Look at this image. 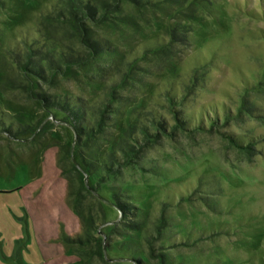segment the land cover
<instances>
[{
    "label": "rangeland",
    "instance_id": "374dc122",
    "mask_svg": "<svg viewBox=\"0 0 264 264\" xmlns=\"http://www.w3.org/2000/svg\"><path fill=\"white\" fill-rule=\"evenodd\" d=\"M161 259L264 264V0H0V264Z\"/></svg>",
    "mask_w": 264,
    "mask_h": 264
},
{
    "label": "trees",
    "instance_id": "16d2710c",
    "mask_svg": "<svg viewBox=\"0 0 264 264\" xmlns=\"http://www.w3.org/2000/svg\"><path fill=\"white\" fill-rule=\"evenodd\" d=\"M91 3L89 1H87V3H85V5H82V4H73L72 6H70V8L68 9V13L69 15L65 16V18H68L70 20V23L76 27H78V24L80 25V23H82V26H83V22L81 21L82 18H83V14L82 12L85 10V11H88V13H90L92 16H93V10L91 8ZM80 22V23H78ZM83 29H84V32H87L86 30V27L83 26ZM86 38V37H85ZM86 40L88 41V43L90 45H93V42L91 41L90 37H87ZM64 55H66L67 53H63ZM64 57V56H63ZM30 58V57H29ZM67 58V57H66ZM28 68V66H26ZM51 69V68H50ZM176 97H174V95H169V100H170V103H174V101L176 100L175 99ZM43 100L47 101L50 103V105L52 104V106H55L56 108H61L64 110V112H66V118L70 121V124L71 126L74 128V130L76 131V135H77V139L78 140H82V141H79L81 144V147H86L87 144L86 142L83 143V141L85 140H88V139H91V136H96L95 133H94V126L89 124V119H85V112H90V107H89V104H79V103H70V101H65V103H63L62 101H55V100H50L48 99L46 96L43 95ZM105 106H97L101 111H106V104L103 103ZM108 105V104H107ZM174 111H175V118L176 120L181 123V122H184L186 121V116H181L178 115V112L180 111V109H178V107H174ZM201 114V113H200ZM198 115V119H202L201 115ZM101 122H103L104 124L106 123L105 122V119L107 115L105 114H101ZM161 122V121H160ZM160 125V124H159ZM160 127H162L164 129V126L163 125H160ZM143 136L146 137L148 135V131L145 129V127H143ZM135 144H139L138 140L137 139H134L133 142H130V147L127 148L126 150L123 149V158H120L119 156H116V160L115 162H119V160H123L124 163L123 164H128V157L132 154V152L136 149L135 148ZM240 147H243V148H246V149H250L251 148V145L250 143H240L239 144ZM88 172V171H87ZM119 207H121L122 211L123 212H129V210H127V207L126 205H122V204H118ZM162 256V255H161ZM163 257V256H162ZM139 259V257H138ZM137 259V260H138ZM139 261H137V264H138ZM161 262L165 263V260L164 259H161Z\"/></svg>",
    "mask_w": 264,
    "mask_h": 264
}]
</instances>
